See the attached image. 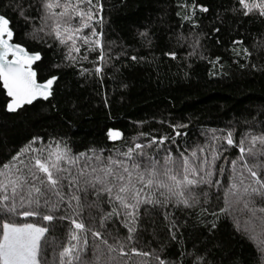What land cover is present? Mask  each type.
<instances>
[{"label":"snow or ice","instance_id":"snow-or-ice-1","mask_svg":"<svg viewBox=\"0 0 264 264\" xmlns=\"http://www.w3.org/2000/svg\"><path fill=\"white\" fill-rule=\"evenodd\" d=\"M106 7V0H0V85L8 113L27 112L26 106L38 100L51 104L53 85L61 79L53 70L71 69L102 86L107 70L118 71L116 63L122 59L141 65L156 62L155 55L149 59L134 47L130 53L123 41L107 38ZM177 9L181 23L175 40L192 48L191 57L204 48L202 39H211L197 31L208 18L200 14L211 8L180 0ZM223 12L237 23L254 17L264 22V0H230ZM217 22L224 23L219 11L212 24ZM185 24L187 35L180 30ZM220 30L210 25L217 46ZM17 37L55 48L62 54L60 62L46 63L41 51L17 42ZM135 38L140 48L152 52L151 27L137 30ZM225 53L236 57L233 63L241 69L264 73V62H252L254 55L264 56V32L259 42L253 37L251 48L243 39L232 40ZM199 55L223 70L221 56ZM162 56L177 59L176 51H163ZM104 104L109 107L107 99ZM133 123L137 128L131 137L107 129L108 141H120L112 147L90 145L74 151L64 137L45 140L35 135L0 163V264H214L208 247L186 239L185 232L192 221L193 228L214 236L225 219L256 243L258 264H264V121L252 126L244 120L249 127L238 137L235 124L204 130L203 143L189 145L185 140L184 147L177 138L188 136L179 131L188 123L158 121L171 129L158 135L153 134L156 130H140L146 121ZM230 150L234 156L225 155ZM237 212L246 217L243 230L236 223ZM158 230L166 232L163 243ZM146 233L151 237L147 243Z\"/></svg>","mask_w":264,"mask_h":264},{"label":"trees","instance_id":"trees-1","mask_svg":"<svg viewBox=\"0 0 264 264\" xmlns=\"http://www.w3.org/2000/svg\"><path fill=\"white\" fill-rule=\"evenodd\" d=\"M179 2L180 0H106L107 38L115 40L117 44L123 41L129 46L130 53L134 47L139 49V55L148 56L149 59L151 55H155L156 62L141 65L122 59L116 63L118 71L111 68L107 70L102 86L95 78L84 80L77 77L71 69L53 70L51 74L60 75L61 79L54 86L55 98H50L51 104L48 101H38L34 106H26L27 112L19 114L6 111L5 94L0 85V163L9 160L35 135L44 137L45 140L64 137L74 151H82L90 145L112 147L113 144H119V140H107L105 134L109 127L131 137L135 135L137 128L133 122L146 121L139 126L140 130H156L153 134L158 135L171 132L167 125L158 123L167 120L170 123H188L186 130H179L187 131L188 136L177 138L181 141V147H184L185 140L189 145L203 143L204 138L200 133L204 130L224 129L235 124L238 137L240 131L249 127L243 123L244 120L252 121V126L264 121V73L248 67L241 69L238 63H233L237 58L225 53L234 39H243L249 48L253 37L259 42L260 33L264 32V22L254 17L251 20L244 18L237 23L236 17L223 12L225 7L230 6V0H197L211 8L208 14H200L207 15L208 18L202 19L201 27L197 29L207 32L211 39H202L204 48L198 49L196 55L189 57L192 48L187 43L183 47L178 46L175 40V30L181 23L180 18L175 15L179 10ZM217 11L224 17L222 25L219 22L212 24ZM210 25L221 29L218 34L221 40L219 46L214 43L216 34L211 33ZM145 26L151 27L155 33L151 53L140 48L135 38L137 30H143ZM188 27L185 24L180 30L187 35ZM16 39L30 49L41 51L46 63H58L62 58V54L55 48H40L23 41L22 37ZM163 51H176L177 59L163 57ZM200 52L209 58L221 56L223 70L219 64L213 67L206 59H200ZM252 62H264V56L257 59L254 55ZM83 66L91 67L87 63ZM221 71L228 75H220ZM212 72L217 74L210 75ZM105 99L109 104L107 108ZM225 155L234 156L235 152L230 150ZM234 216L243 230L246 217L240 212L234 213ZM192 224L189 221L186 239L199 240L202 245H206L214 264H258L260 253L256 243L237 232L232 220H221L214 236H208L200 227L193 228ZM58 234L62 235V230ZM158 237L159 242L163 243L166 232L158 230ZM149 239L151 237L146 233L145 243ZM152 247H157V240H152ZM173 251L174 249H170L168 255L171 256Z\"/></svg>","mask_w":264,"mask_h":264},{"label":"water","instance_id":"water-1","mask_svg":"<svg viewBox=\"0 0 264 264\" xmlns=\"http://www.w3.org/2000/svg\"><path fill=\"white\" fill-rule=\"evenodd\" d=\"M55 84H56V83H54L53 88H54ZM50 98H51V97H50ZM38 101H43V100H38ZM38 101H34V103H36V102H38Z\"/></svg>","mask_w":264,"mask_h":264}]
</instances>
